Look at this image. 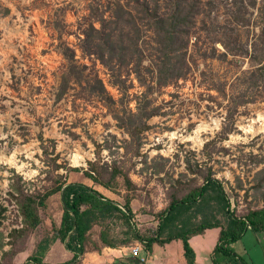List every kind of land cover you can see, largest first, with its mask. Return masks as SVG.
Wrapping results in <instances>:
<instances>
[{"label": "rangeland", "instance_id": "rangeland-1", "mask_svg": "<svg viewBox=\"0 0 264 264\" xmlns=\"http://www.w3.org/2000/svg\"><path fill=\"white\" fill-rule=\"evenodd\" d=\"M143 1L167 12V0H0V264H55L63 205L60 192L45 194L61 184L104 188L131 209L95 225L76 264H128L134 247L147 261L151 250L133 233L153 237L171 201L207 176L237 218L264 208V83L249 88L264 60V0H196L184 75L166 85ZM27 198L35 228L21 215ZM204 216L227 225L216 206L193 223ZM95 228L129 249L104 254ZM213 238L194 243L203 264H213ZM229 247L264 264V232Z\"/></svg>", "mask_w": 264, "mask_h": 264}, {"label": "trees", "instance_id": "trees-1", "mask_svg": "<svg viewBox=\"0 0 264 264\" xmlns=\"http://www.w3.org/2000/svg\"><path fill=\"white\" fill-rule=\"evenodd\" d=\"M167 2V12L162 15L158 13L157 6L150 9L149 4H145L144 1L140 11L146 17V25L156 37V43L159 47V50L156 51L161 53L159 57H161L162 67L159 68V73L161 75L160 82L163 85L184 75L181 67L183 65L181 61L184 58L182 50L186 48L189 36L193 33L194 22L192 20L198 14V10L195 11L196 0H167ZM125 13L131 18L133 17L129 11ZM95 32L98 33V30ZM90 34L85 33L86 39H89ZM175 44L177 46L174 48L173 45ZM117 50L125 53L127 47L122 44L117 47ZM260 61H263L261 66H258L252 73L253 84L249 85V88H254V92L258 88L259 82L260 84L264 83V60L262 56ZM166 72L168 74H165ZM240 96L246 97V94L243 93ZM54 192H60L63 205V213L57 230L58 238L65 249L73 253L71 261L60 264L77 263L78 257L85 253L88 233L95 225L116 217V215L126 219L131 215L128 203L121 208L117 203L105 199L98 191L84 184H61L45 195L48 197ZM213 206H216L217 210L226 217V227H222L218 220L211 222L206 216L196 226L192 218L201 213L204 208L212 209ZM21 215L24 224L30 228H35L40 223L32 198H27V202L22 204ZM207 229H219V236L211 257L213 264H249L229 245L242 239L248 231L264 232V208L251 211L243 218H237L234 211L231 210L229 199L220 183L207 176L202 186L190 191L180 200L171 201L168 208L159 216V223L153 237L144 240L134 232L132 240L142 243L148 251L151 250L154 243L162 246L173 240H180L186 263L194 264L195 252L189 244V240L195 235H201ZM99 237L101 242L110 248L127 246L129 242L124 241L121 244L110 242L107 232L103 228ZM38 247L40 249L41 245L39 244ZM128 259V264L140 263L139 259L134 256ZM28 263L44 264L42 258L38 256L29 257Z\"/></svg>", "mask_w": 264, "mask_h": 264}, {"label": "crops", "instance_id": "crops-1", "mask_svg": "<svg viewBox=\"0 0 264 264\" xmlns=\"http://www.w3.org/2000/svg\"><path fill=\"white\" fill-rule=\"evenodd\" d=\"M94 188L105 199H110V198H108V195H107L108 191L107 190H105L104 188H100V189L96 188V187H94ZM94 231L97 233V236H96V234H94L93 238L98 239L99 238V236H98L99 230H97V228H95ZM211 235H214V238L210 239L208 241V244H210V242H211L213 245L214 243H216V241L218 239L219 229H207L201 235H195V236L190 238L189 244L191 245V247L193 248V250L195 252L194 264H203L204 263V259L199 257V255L197 254L195 249H196V245L198 243L201 244V240H208ZM194 243H196V245ZM213 248H214V246H213ZM128 249L129 248H125V247H123V248L105 247V249H103V252H105L104 254H106V255H108L107 253H109V255H111V257L115 260V259H118L119 257H121L122 255H124ZM107 251H109V252H107ZM156 251H158V253L154 254ZM210 251H211V248H209L208 252H210ZM48 255H49V261L48 262L55 263V264L62 263L63 260L68 261V260L73 258V253L66 250L61 241H59V242L55 241L53 245H50ZM54 259H57V261H55ZM113 259H112V261H113ZM52 260H53V262H52ZM147 262H148V264H187L186 260L184 258V255H183L182 242L180 240H173L169 244H165L162 246H160L158 244H153L152 249H151V255H150L149 259H147V261L145 260L144 263L147 264Z\"/></svg>", "mask_w": 264, "mask_h": 264}, {"label": "built area", "instance_id": "built-area-1", "mask_svg": "<svg viewBox=\"0 0 264 264\" xmlns=\"http://www.w3.org/2000/svg\"><path fill=\"white\" fill-rule=\"evenodd\" d=\"M140 248L139 247H134L131 249V255H133L134 257L139 258L140 262H145V259H143L142 257L139 256L140 254Z\"/></svg>", "mask_w": 264, "mask_h": 264}]
</instances>
